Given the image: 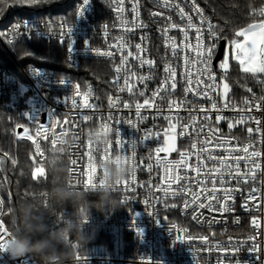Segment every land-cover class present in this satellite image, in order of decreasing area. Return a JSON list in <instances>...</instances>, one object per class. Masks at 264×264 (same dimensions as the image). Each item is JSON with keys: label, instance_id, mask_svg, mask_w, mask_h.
<instances>
[{"label": "built area", "instance_id": "obj_1", "mask_svg": "<svg viewBox=\"0 0 264 264\" xmlns=\"http://www.w3.org/2000/svg\"><path fill=\"white\" fill-rule=\"evenodd\" d=\"M207 1L195 0L200 9L198 14L193 10V0H168V7L164 6L165 0H122V3L90 0L81 16L83 0H78L73 19H50L34 14L10 24L5 32L0 30V45L14 63L11 68L0 59V102L9 109H17L24 102L19 115L26 122L28 132H24L25 128L21 130L40 160L45 158L41 141L49 140L55 146L58 136L71 134L76 143L65 153L69 178L88 189L96 183L98 158L106 159L117 153L131 158L133 171L118 186L120 207L103 213L90 210L91 219L84 228L90 235L85 245L87 250L81 251V243L74 239L73 264H144L145 261L264 264V101L260 99L264 96V73L256 74L260 83L253 95L240 102H230L223 96L220 75L225 71L219 68L220 61L216 63L221 38L217 22L203 6ZM257 1L262 5L258 14L264 20L261 16L264 0ZM180 8L186 14L183 17ZM188 16L192 17L193 25L201 28L204 45L215 42L210 65L214 82L208 80L207 72L198 75L204 65L196 62V28L189 27ZM209 23L214 26L215 36H209ZM36 38L68 44L67 60L71 66H78L83 59L110 62V90H101L92 83L80 85L72 79L56 78L38 66L24 67L10 46L19 39ZM105 52L112 55L98 54ZM122 58H126L123 65ZM142 60L152 63H141ZM167 66L176 73L175 89L170 86ZM125 79L132 87L131 92L125 86ZM197 80L202 82L198 84ZM85 93H89L87 103L92 107L83 106ZM145 99L152 106L142 107L137 116L136 105H143ZM245 100L249 101L247 105ZM213 103L216 108L212 107ZM256 104H261V108L257 109ZM83 116L89 119L84 120ZM217 116L222 119L217 120ZM241 117L243 122L238 123ZM257 120L260 132L255 131ZM170 123L175 125L174 130L170 129ZM104 124L111 128V139L97 153L86 132ZM249 128L253 129L252 133L248 132ZM38 130L42 133L39 136ZM166 132L168 138L178 140V149L173 153L161 152L158 162L156 150L165 146ZM145 136L148 138L144 139ZM118 140L123 146L117 144ZM245 147L249 153L260 155L249 157L243 151ZM182 154L187 167L183 166ZM9 159V154L0 153V172ZM178 161L175 175L181 179L169 184L163 164L175 165ZM92 167L94 173L90 171ZM196 168L200 169L199 173ZM250 169L254 170V178ZM252 189H256L255 200H249ZM192 193L199 196L195 202ZM226 195L230 197L226 201L229 211L221 212L220 205L225 203ZM211 197L214 199L210 200ZM6 200H12L11 190L8 184L2 187L0 183V225L9 235L4 221ZM209 202L212 211L199 207L200 203ZM246 203L247 208L243 207ZM73 211L53 213L48 223L55 228L61 216ZM81 213L86 219L87 209H81ZM253 219L259 227L253 224ZM177 235L183 238L182 242L176 239ZM254 248L259 251H250ZM0 264L42 262L32 253L13 258L0 251Z\"/></svg>", "mask_w": 264, "mask_h": 264}, {"label": "trees", "instance_id": "obj_2", "mask_svg": "<svg viewBox=\"0 0 264 264\" xmlns=\"http://www.w3.org/2000/svg\"><path fill=\"white\" fill-rule=\"evenodd\" d=\"M77 2L78 0H35V2L0 0V30L5 32L10 24L34 14L50 19H73ZM203 6L208 15L217 22L221 41H225L226 45L237 38L238 31L262 20L258 14L262 5L257 0H209L204 2ZM10 49L26 68L38 66L46 69L56 78L72 79L80 85L92 83L101 90L102 88L110 90L112 77L110 62L83 59L78 66H71L67 60L68 44L37 38L19 39L11 44ZM0 59L3 65L14 68V63L1 45ZM222 82L229 86L227 100L240 102L256 93L260 80L256 75L244 73L237 62L231 61L227 73L220 75V86ZM23 106L24 102L17 109H9L0 102V153L6 152L10 156V159L3 163L0 172L2 187L6 183L11 190L12 200H6L4 213V221L9 230L15 227L16 212L22 202H30L39 196L43 198L44 206H48L46 197L47 189L50 187V176L45 162L53 150L59 147L52 145L49 140H43L41 147L45 158L40 160L37 157L32 143L23 137L21 130L27 127L26 122L19 115V110ZM60 155L65 159V152L61 151ZM13 160L15 163H12ZM37 167L44 168L43 176L38 173L36 176L33 175ZM97 199L95 194L88 197L90 202H95ZM88 206L86 202L81 209H88ZM72 210L74 209L69 203L63 210L53 209V213ZM90 210L99 211L95 207Z\"/></svg>", "mask_w": 264, "mask_h": 264}, {"label": "clouds", "instance_id": "obj_3", "mask_svg": "<svg viewBox=\"0 0 264 264\" xmlns=\"http://www.w3.org/2000/svg\"><path fill=\"white\" fill-rule=\"evenodd\" d=\"M88 141L95 152L105 149L111 139V131L101 128H89L86 132ZM59 147L53 150L45 162L50 176V187L47 189L48 206L45 207L43 198L37 196L30 202L21 203L16 212L15 227L10 229L3 247L9 256L21 257L32 253L38 256L42 264H73V240L81 243V251L87 250L85 245L90 235L84 231L85 225L91 219L90 209L97 208L100 212L112 211L120 207L118 198L119 185L126 180L133 171L131 161L117 153L106 159H97L99 173L94 187L84 189L70 181L69 165L60 155L67 152L76 143L69 135L57 137ZM95 194V202L88 200L89 195ZM88 202L87 218L81 213V206ZM71 204L74 211L70 215H63L57 220V226L51 227L48 218L53 209L63 210L66 204Z\"/></svg>", "mask_w": 264, "mask_h": 264}, {"label": "snow or ice", "instance_id": "obj_4", "mask_svg": "<svg viewBox=\"0 0 264 264\" xmlns=\"http://www.w3.org/2000/svg\"><path fill=\"white\" fill-rule=\"evenodd\" d=\"M17 2H23V0H17ZM32 2H35V0H32ZM89 3H90V0H83V7L80 9V15L81 16L84 14V11H85L86 7L89 5ZM121 3H122V0H121ZM164 6L165 7L170 6L168 4V0H165ZM177 7H178V5H177ZM117 10L120 11L122 9L118 8ZM133 10L135 11V8ZM193 10L196 11L198 14L200 13V9L196 6L195 0H193ZM179 11H180V14H181L182 17L184 15H186L184 13V9L183 8H180ZM154 15H159V13H154ZM261 16H264V10L261 11ZM187 19H188V22H189V27H195L196 28V34H197L196 35V40H197V43L194 46L195 47V51H196V62L199 63V64L204 65L203 69L199 70L198 75H203L205 72H207L208 80L214 82L215 81V76L211 73L210 65H211L212 56H213V53H214V50H215V42H213L211 45H204L202 43L203 37H202L201 28L200 27H196L195 25L192 24V17L191 16H188ZM172 27H176V25L173 24ZM208 32H209V36H215L214 26L212 24H210V23L208 24ZM69 33L70 34L72 33V29H69ZM236 36L237 37H241L242 36L244 38L243 43H241L239 40L231 41L232 45L234 46V59H236L239 62L240 66H241V70L244 73H251V74H253V76H255L258 73H264V20H262L258 24H250L246 29H242V30L238 31L236 33ZM218 38L219 37H217V39ZM187 46L188 45H185V47H187ZM121 47H123V45H121ZM136 47H137L138 50L142 51V49H140V45H137ZM71 51H72V48H69V52L70 53H71ZM98 54L109 55V56L112 55L111 52L98 53ZM128 55H131V53H129ZM124 63H126V58H122L121 64L123 65ZM141 63H148L149 65H151L152 62L151 61H143L142 60ZM186 63H188L187 58H186ZM220 67L222 69H224L225 73H227V69L229 67L227 57L225 58L224 62L221 63ZM120 71H121V69L118 67L116 69V72L119 73ZM165 71L169 74V78L172 80V83L170 85L171 88L175 89V87H176V83H175L176 73H175V71L170 66H167L165 68ZM143 79H144V77H141V80H143ZM201 82L202 81L197 80L198 84L201 83ZM61 83H63V81H61ZM165 83H167V82H165ZM188 83L189 84L192 83L191 79L188 80ZM125 86L127 87V90L129 92L132 91V87L128 86L127 79H125ZM206 87L211 88V87H213V85H206ZM223 89H224L223 95L226 98L227 97V92L229 91V86H228L227 83H223ZM120 90L123 91L124 89L121 88ZM185 91H189V89H186ZM249 91H251V89H249ZM90 92H91V90H89V93ZM158 92H159V90H158ZM158 92L154 93V96L157 95ZM89 93H85L84 94V96H85V103L83 105L84 107H92V105L87 103V96L89 95ZM203 94L205 96H207V92H205ZM141 95H143V93H141ZM260 99L262 101H264V96L260 97ZM72 103H73V106L75 107L76 106V101H75L74 98H73ZM111 103L113 104V106H115V102H111ZM244 103L247 105L249 103V101L245 100ZM144 106L151 107L152 104H151V102L148 99L144 100V104L143 105L137 104L136 105L137 116L140 115V109L142 107H144ZM227 106L228 105L225 104V107H227ZM124 107H128V105L125 104ZM212 107L216 108V104L213 103ZM255 107L257 109H260L261 108V104H256ZM51 118L52 117H50V119ZM82 119L88 120L89 117L88 116H83ZM109 119H111V117H109ZM220 119H222V117L217 116V120H220ZM243 119L244 118L241 117V119H240V121H238V123L243 122ZM256 124L258 125V127L255 129V131L260 132L261 131V129L259 128L260 121L257 120ZM169 127H170V129L174 130L175 125L170 123ZM229 127L231 128L232 125L230 124ZM101 130L107 132V131H111V128L107 124H104V125L101 126ZM24 132L27 133L28 129L25 128ZM248 132L252 133L253 129L249 128ZM41 134L42 133H40L39 130H38L37 131V136H39ZM147 138H148L147 136L144 137V139H147ZM117 144L123 146V142L120 141V140L117 141ZM193 147L195 148L196 145L193 144ZM36 148H37V152H39V144H37ZM172 150H174V146L172 144H170L169 138H168V133L166 132L165 133V146L161 147V148H158L156 150L157 161L159 162L160 159H161L160 155H159L161 152H169V151H172ZM243 151L245 153H248L249 157L259 156L260 155L259 152H251V153H249L248 147H245L243 149ZM106 155H107V153H106ZM124 158L127 159V160L131 159L130 157H128L126 155L124 156ZM238 159H244V157H239ZM182 160H184L183 166L187 167L188 165H187V161L184 159V154H182ZM12 163H15V161L13 160ZM72 163L75 165L76 161H73ZM252 163L255 165V167H259V165L255 163V161H252ZM178 165H180L179 161L176 162L175 165H173V164H171L169 162H165L163 164V167L165 168V178L168 180L169 184H171L174 181H177V180L181 179L179 176L175 175V170H176V167ZM238 167H239V165L237 163V169H238ZM44 171L45 170H44L43 167H37L35 169V172L33 173V175L36 176V174L38 173L40 176H43L44 175ZM90 171L94 173L95 172V168L94 167L90 168ZM195 171H197V173H199L200 169L196 168ZM170 172L172 173L171 176L169 175ZM249 172L254 178V170L250 169ZM237 175H239V173H237ZM245 182H247V181H245ZM94 186L95 185H93V187ZM255 192H256V189H252V193H250V195H249V200H255L256 199V197L254 195ZM192 196H193V202H195L196 200L199 199V196L196 193H192ZM209 199L210 200L214 199V197H211ZM228 199H230V197L226 195L225 196V203L220 205V209L219 210L221 212L229 211V209L227 207V204H226V201ZM185 206L187 207L188 205L186 204ZM199 207L200 208L207 207L210 211L213 210V206H212V204L210 202L208 204L200 203ZM243 207L247 208V203L245 205H243ZM0 211H2V209H0ZM252 222H253V224L256 227H259V224L257 223V221L255 219H253ZM137 234L138 235H142L140 230H137ZM7 235L8 234H7L6 230H4L3 226L0 225V248L3 247V243L5 242V240L7 238ZM176 239L178 241H181V242L183 240V238L181 236H179V235L176 236ZM188 239H191V237H189ZM203 239H207V237H204ZM238 243H242V242H238ZM253 250L257 251V252L259 251L258 248L250 249V251H253ZM144 264H151V262L150 261H145Z\"/></svg>", "mask_w": 264, "mask_h": 264}, {"label": "rangeland", "instance_id": "obj_5", "mask_svg": "<svg viewBox=\"0 0 264 264\" xmlns=\"http://www.w3.org/2000/svg\"><path fill=\"white\" fill-rule=\"evenodd\" d=\"M262 20H260V21H258V22H256V23H253V24H258V23H260ZM248 27V26H247ZM246 27V28H247ZM245 28V29H246ZM235 40H239L241 43H243V41H244V38L241 36V37H237ZM227 57V60H228V64H229V66H230V62L231 61H234V62H237L238 63V65L240 66V64H239V62L236 60V59H234V46L232 45V43H228L227 45H226V48H225V52H224V57H223V59L219 62V68L220 69H222L221 67H220V65H221V63H223L224 62V60H225V58ZM229 68V67H228ZM240 69H241V66H240ZM223 71H224V69H222ZM221 91H222V93H224V89H223V82L221 83ZM224 96V95H223ZM227 98V97H226ZM169 142H170V144H172L173 146H174V150H172V151H169L168 153H173V152H175V151H177V149H178V140L176 139V138H174V137H170L169 138Z\"/></svg>", "mask_w": 264, "mask_h": 264}, {"label": "water", "instance_id": "obj_6", "mask_svg": "<svg viewBox=\"0 0 264 264\" xmlns=\"http://www.w3.org/2000/svg\"><path fill=\"white\" fill-rule=\"evenodd\" d=\"M225 48H226V42L225 41H221L220 47H219V52H218V55H217V58H216V63L223 59Z\"/></svg>", "mask_w": 264, "mask_h": 264}]
</instances>
